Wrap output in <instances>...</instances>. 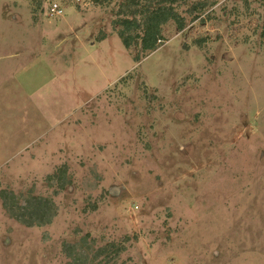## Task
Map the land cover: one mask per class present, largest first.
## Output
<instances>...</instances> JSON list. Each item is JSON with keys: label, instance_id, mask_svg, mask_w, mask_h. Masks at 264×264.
<instances>
[{"label": "rangeland", "instance_id": "374dc122", "mask_svg": "<svg viewBox=\"0 0 264 264\" xmlns=\"http://www.w3.org/2000/svg\"><path fill=\"white\" fill-rule=\"evenodd\" d=\"M125 2L0 0V193L58 207L29 228L0 198V264L83 239L122 249L96 264H264V0L179 3L139 64Z\"/></svg>", "mask_w": 264, "mask_h": 264}, {"label": "trees", "instance_id": "16d2710c", "mask_svg": "<svg viewBox=\"0 0 264 264\" xmlns=\"http://www.w3.org/2000/svg\"><path fill=\"white\" fill-rule=\"evenodd\" d=\"M114 0H95L97 4L111 3ZM185 0H126L118 10V18L114 25L119 29L117 34L121 39L125 49L133 47L139 48V53L134 58V62L139 64L149 53L156 52L163 39V27L169 22H174L178 30L184 31L186 19L178 11L177 6ZM211 3L210 6H215ZM207 2H199L190 11L202 13ZM196 14L192 21L200 19ZM264 41V26L261 32ZM104 39V37L100 38ZM101 41V40H100ZM49 179H54L50 177ZM59 187L62 190L65 186V178L59 176ZM50 184L53 183L50 181ZM0 198L6 213L20 224L32 227H45L50 225L57 217L58 207L51 199L37 198L30 193L28 195L16 196L12 192L2 191ZM64 254L69 259L67 264H96L99 258H103L106 263L115 262L121 254L122 249L115 246H106L97 251L89 245L87 240H81L77 244H64Z\"/></svg>", "mask_w": 264, "mask_h": 264}, {"label": "built area", "instance_id": "2783aa9c", "mask_svg": "<svg viewBox=\"0 0 264 264\" xmlns=\"http://www.w3.org/2000/svg\"><path fill=\"white\" fill-rule=\"evenodd\" d=\"M54 14H61L62 10L59 8L58 5L54 4L52 10H51Z\"/></svg>", "mask_w": 264, "mask_h": 264}]
</instances>
